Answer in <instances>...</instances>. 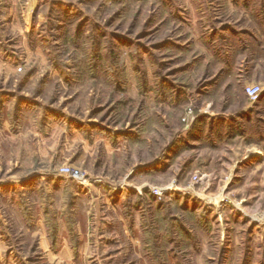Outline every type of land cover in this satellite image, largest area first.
<instances>
[{
	"label": "rangeland",
	"instance_id": "374dc122",
	"mask_svg": "<svg viewBox=\"0 0 264 264\" xmlns=\"http://www.w3.org/2000/svg\"><path fill=\"white\" fill-rule=\"evenodd\" d=\"M261 80L264 0H2L0 264H264ZM77 215L86 253L44 257Z\"/></svg>",
	"mask_w": 264,
	"mask_h": 264
},
{
	"label": "crops",
	"instance_id": "0c3cea01",
	"mask_svg": "<svg viewBox=\"0 0 264 264\" xmlns=\"http://www.w3.org/2000/svg\"><path fill=\"white\" fill-rule=\"evenodd\" d=\"M1 1L2 0H0V3H1ZM1 63H4L3 59L1 60ZM232 77H234V78L236 77L239 80V77H241L240 74H239V69L235 72L234 68H233L232 72H228L227 73V76H226L227 79L232 78ZM247 78H250V76H248ZM21 103H22L21 104L22 107H24L25 105L29 106V107L34 106V105H31L30 103H26V102H23V101ZM242 112H245L244 107H243V109L238 111L236 115L240 116L242 114ZM214 113L215 112L213 110L209 111V114H214ZM226 114H224V115H226ZM229 114H227V115H229V117L231 115L235 116V115H233L234 113L231 114L229 112ZM68 122H70V121L68 120ZM80 126H82V125H80ZM80 126H79V128L82 131H87L86 128H84L83 126L82 127H80ZM94 127H95V125H89V128H88L89 131L85 132V133L87 134L89 132L96 131V130H93V129H95ZM72 129H73V127H72ZM105 141H106L105 144L108 143L106 145L109 146L110 145L109 139L107 138ZM251 153L255 154L254 151H252ZM44 177L45 178L47 177V179H50V180H54L55 179L54 177H50V176H40V178H44ZM29 183L31 184L30 181H29ZM65 184H66V181L63 182V185H65ZM67 187L71 191H75V189H76L75 185H70L69 184ZM10 188H11V186H10ZM22 189L23 188H20L19 190H17V189L14 188L13 189V193L14 194L20 193L21 195L25 196L26 192H23L25 190H22ZM76 190H77V197H76L77 199L81 198L80 195H86V194H83V193H85L84 189H78L77 188ZM45 191H46V193L50 192L47 187L45 188ZM17 195H19V194H17ZM27 199L28 198H26V200ZM92 199H93V197H92ZM20 204H21V206H24L25 205L24 200L21 201ZM41 204H42V202L40 203V205ZM29 205H32V207L35 209L33 204L29 203ZM106 207H108V205ZM112 207H114V206H112ZM41 208H42V206H41ZM75 211L77 212L76 209H75ZM25 222L27 223V221H25ZM84 225H85L84 221H81V219L79 218V215H77L76 220L74 221V224L66 225V226H69L70 228H73V230L72 231L68 230V229H66V231L63 230L61 232V234L57 235V237H56L57 239L54 242L52 241L51 237L49 238L47 232L44 233V234L40 233L39 231L37 232L38 227L40 226L38 220L35 222V224L33 225L32 229H30V231H31L32 234L35 233V232L39 233L38 240H37V243H38L37 247L42 249L44 257L46 256V258L47 257L48 258H61V259H67L68 260V259H72V258H80V257H82L83 254L86 253V242H87V240H86L85 234L82 232V229H81V227L84 226ZM3 235H5V234H3ZM0 252L7 254V248H6L5 241L3 239H1V238H0Z\"/></svg>",
	"mask_w": 264,
	"mask_h": 264
},
{
	"label": "trees",
	"instance_id": "16d2710c",
	"mask_svg": "<svg viewBox=\"0 0 264 264\" xmlns=\"http://www.w3.org/2000/svg\"><path fill=\"white\" fill-rule=\"evenodd\" d=\"M55 26H57L59 28L58 23L55 24ZM225 69L227 71H229L231 68L228 67V65H227ZM255 103L256 104H260V103H263L264 104V93L260 96V98ZM252 112H253V109L250 108V109L246 110L245 112H242V114H241V117L244 118V121L246 122L247 126L252 125V115H253ZM232 119L233 118H231V117H216V118H213V116L199 114L198 116H196V119L194 120L193 128H192V131L189 132V136L192 137V138H194V137H197L198 136V132H200V133L204 132L205 131V128H206V123L208 121H209L208 122L209 128L212 131H217V130H219L222 127V125L215 127L214 126L215 121L221 122V124H223L224 122L228 121V122H226V123H228L227 125H230L231 126V124H232V127H233V125H234V122H233L234 119L233 120ZM242 130H245V127L242 128ZM238 132L239 133H242L243 131H238ZM234 134H238V133L235 132ZM182 140H183V138H182ZM181 143L182 142H177V144H181Z\"/></svg>",
	"mask_w": 264,
	"mask_h": 264
},
{
	"label": "built area",
	"instance_id": "2783aa9c",
	"mask_svg": "<svg viewBox=\"0 0 264 264\" xmlns=\"http://www.w3.org/2000/svg\"><path fill=\"white\" fill-rule=\"evenodd\" d=\"M245 90V94L247 96V98L251 101V102H255L257 101L260 96L264 93V80L258 81V82H254V83H249L246 84L244 87ZM191 108H189L187 110V115L191 112ZM185 119V118H184ZM65 173H67L69 176L74 177L75 179L78 180L79 183L84 184L86 179H85V173L79 171V170H71L68 167H65L63 170ZM167 190V188H163V187H153L152 191L155 194H162L163 192H165Z\"/></svg>",
	"mask_w": 264,
	"mask_h": 264
},
{
	"label": "bare ground",
	"instance_id": "6f19581e",
	"mask_svg": "<svg viewBox=\"0 0 264 264\" xmlns=\"http://www.w3.org/2000/svg\"><path fill=\"white\" fill-rule=\"evenodd\" d=\"M219 195H220V194H219ZM215 196H216V195H215ZM215 199H216V198H215ZM215 199H214V200H215ZM216 201H217V199H216ZM213 203H214V202H213Z\"/></svg>",
	"mask_w": 264,
	"mask_h": 264
}]
</instances>
